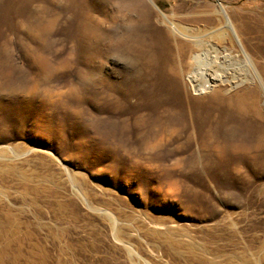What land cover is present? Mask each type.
<instances>
[{
	"label": "rangeland",
	"instance_id": "1",
	"mask_svg": "<svg viewBox=\"0 0 264 264\" xmlns=\"http://www.w3.org/2000/svg\"><path fill=\"white\" fill-rule=\"evenodd\" d=\"M243 17L264 0H0V264H264V110L222 99L254 77L189 81Z\"/></svg>",
	"mask_w": 264,
	"mask_h": 264
},
{
	"label": "bare ground",
	"instance_id": "2",
	"mask_svg": "<svg viewBox=\"0 0 264 264\" xmlns=\"http://www.w3.org/2000/svg\"><path fill=\"white\" fill-rule=\"evenodd\" d=\"M247 22L242 20L233 31H219V40L227 42L226 45L223 42L224 46L217 44L214 53L204 50L194 54L189 81L197 90H212L214 97L220 98L223 90L218 88V82L230 83L228 89L237 88L246 77L252 75L254 81L250 87L244 86L229 96H222V99L225 98V104L236 113L260 117L264 110V101L261 102V98L264 99V25L256 19L252 20L253 25ZM251 38L255 39L254 43ZM243 69L246 76L239 73ZM260 128L263 129L262 125ZM260 131L264 136V129Z\"/></svg>",
	"mask_w": 264,
	"mask_h": 264
}]
</instances>
